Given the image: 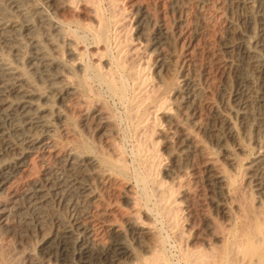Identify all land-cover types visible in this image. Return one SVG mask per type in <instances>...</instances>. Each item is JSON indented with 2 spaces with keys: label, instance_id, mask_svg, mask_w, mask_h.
Instances as JSON below:
<instances>
[{
  "label": "bare ground",
  "instance_id": "bare-ground-1",
  "mask_svg": "<svg viewBox=\"0 0 264 264\" xmlns=\"http://www.w3.org/2000/svg\"><path fill=\"white\" fill-rule=\"evenodd\" d=\"M0 264H264V0H0Z\"/></svg>",
  "mask_w": 264,
  "mask_h": 264
},
{
  "label": "rangeland",
  "instance_id": "rangeland-1",
  "mask_svg": "<svg viewBox=\"0 0 264 264\" xmlns=\"http://www.w3.org/2000/svg\"><path fill=\"white\" fill-rule=\"evenodd\" d=\"M73 25V26H72ZM67 28H69L71 31H78L79 32V29H78V27H77V25H74V24H70V25H67ZM84 59H85V61L86 60H88L87 59V56H86V58L84 57ZM87 62V61H86ZM99 92H100V95H101V93H102V91L101 90H99ZM106 100L108 101V103L110 104V106H111V108L113 109V111H114V107H115V111L116 112H118V113H116L115 111H114V113H115V117H116V119H117V125H118V128L120 129L119 130V132H120V136L123 138V143H124V146L126 147V149L129 147V141H130V137H129V133H128V128H129V124H127L128 122L122 117V111L120 110V108H119V105H117V104H115V105H113L114 103H113V101H110L111 99H107L106 98ZM114 106V107H113ZM117 107V108H116ZM119 110V111H118ZM117 114V115H116ZM121 116V117H120ZM123 118V119H122ZM119 119H121V121L119 120ZM124 121V122H123ZM119 122V123H118ZM121 123V124H120ZM124 125V126H123ZM122 126V127H121ZM123 127H125V128H123ZM122 131H124L123 132V134H122ZM127 133V134H126ZM126 134V135H125ZM125 140H126V142H125ZM127 142H128V144H127ZM84 147L85 148H87V146H85L84 145ZM88 149V148H87ZM170 247V246H169ZM168 248V247H167ZM169 249H171V251H173V248H169ZM174 255H175V252H174ZM175 258V257H174Z\"/></svg>",
  "mask_w": 264,
  "mask_h": 264
}]
</instances>
